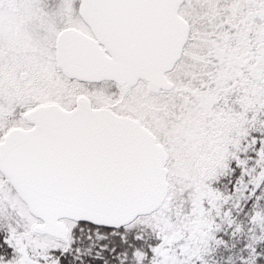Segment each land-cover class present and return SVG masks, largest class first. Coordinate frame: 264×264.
<instances>
[{"label": "snow or ice", "instance_id": "6c2138e0", "mask_svg": "<svg viewBox=\"0 0 264 264\" xmlns=\"http://www.w3.org/2000/svg\"><path fill=\"white\" fill-rule=\"evenodd\" d=\"M0 264H264V0H0Z\"/></svg>", "mask_w": 264, "mask_h": 264}]
</instances>
